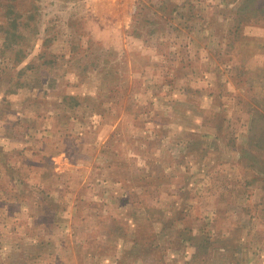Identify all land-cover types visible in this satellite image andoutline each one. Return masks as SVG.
<instances>
[{
	"label": "rangeland",
	"instance_id": "rangeland-1",
	"mask_svg": "<svg viewBox=\"0 0 264 264\" xmlns=\"http://www.w3.org/2000/svg\"><path fill=\"white\" fill-rule=\"evenodd\" d=\"M0 264H264V0H0Z\"/></svg>",
	"mask_w": 264,
	"mask_h": 264
}]
</instances>
